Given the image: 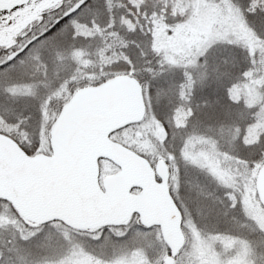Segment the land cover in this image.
I'll return each mask as SVG.
<instances>
[{
	"label": "snow or ice",
	"instance_id": "1",
	"mask_svg": "<svg viewBox=\"0 0 264 264\" xmlns=\"http://www.w3.org/2000/svg\"><path fill=\"white\" fill-rule=\"evenodd\" d=\"M0 264H264V0H0Z\"/></svg>",
	"mask_w": 264,
	"mask_h": 264
}]
</instances>
